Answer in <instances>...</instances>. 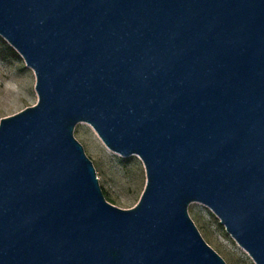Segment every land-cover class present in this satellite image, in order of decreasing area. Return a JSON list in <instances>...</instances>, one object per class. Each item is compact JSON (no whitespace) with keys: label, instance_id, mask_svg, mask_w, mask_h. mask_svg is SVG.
I'll return each mask as SVG.
<instances>
[{"label":"water","instance_id":"water-1","mask_svg":"<svg viewBox=\"0 0 264 264\" xmlns=\"http://www.w3.org/2000/svg\"><path fill=\"white\" fill-rule=\"evenodd\" d=\"M38 102L0 122V264H228L205 204L264 264V0H0ZM147 183L111 203L75 129Z\"/></svg>","mask_w":264,"mask_h":264},{"label":"rangeland","instance_id":"rangeland-1","mask_svg":"<svg viewBox=\"0 0 264 264\" xmlns=\"http://www.w3.org/2000/svg\"><path fill=\"white\" fill-rule=\"evenodd\" d=\"M36 82L33 69L0 36V122L38 102ZM75 137L93 161L106 198L123 209L136 206L147 183L142 160L138 156L123 157L109 149L86 122L77 125ZM189 213L205 240L228 264H255L205 204L192 203Z\"/></svg>","mask_w":264,"mask_h":264}]
</instances>
